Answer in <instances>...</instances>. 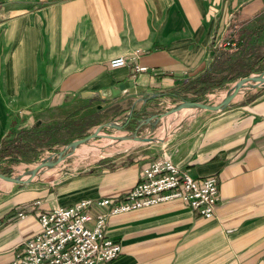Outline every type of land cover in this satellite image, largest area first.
Listing matches in <instances>:
<instances>
[{
  "label": "crops",
  "instance_id": "1",
  "mask_svg": "<svg viewBox=\"0 0 264 264\" xmlns=\"http://www.w3.org/2000/svg\"><path fill=\"white\" fill-rule=\"evenodd\" d=\"M120 55L129 64L109 68ZM263 71L264 0H0V153L41 142L74 104L93 97L133 96L142 109L148 98L213 90ZM123 81L133 83L112 94ZM159 142L60 183L1 192L0 264L38 231L37 210L123 194L162 152L193 177H218L215 214L170 200L111 215L106 234L121 253L106 264H264V93Z\"/></svg>",
  "mask_w": 264,
  "mask_h": 264
},
{
  "label": "rangeland",
  "instance_id": "2",
  "mask_svg": "<svg viewBox=\"0 0 264 264\" xmlns=\"http://www.w3.org/2000/svg\"><path fill=\"white\" fill-rule=\"evenodd\" d=\"M234 84L235 82L203 92L189 88L182 96L173 98L161 97L157 100L148 98V103L141 105L142 109H140L136 100L133 99V96H129L124 100L115 99V101L93 97L87 103L74 104L69 117L64 120L66 123L62 126H56V132L44 134L41 142L25 141L21 143L22 145H17L20 149L14 147V144L10 152L2 151L0 153V172L3 174L19 175L22 178H26L33 168L39 167L36 171L38 173L37 176L32 177L29 182L15 183L9 181L8 185L4 186L1 182L3 178L0 177V193H8V191L19 187L49 186L62 182L60 180L74 178L101 164L107 166L120 159L137 158L152 152L160 144L159 141L178 127L199 125L203 120L217 112V110L202 109L192 113L198 106L182 107L175 109L174 114L186 111L188 112L187 115L183 116L179 121L170 119L169 123L167 119L171 116L169 113H173V111H170L172 107H176L184 100H196L208 104L219 103L231 91ZM263 93L264 84L247 88L238 97L234 98L232 102L253 100ZM130 113H133V115H128ZM148 114H157V118L154 119L153 117L152 123H143L137 132L146 139H135L136 141L133 142L123 138L122 135H128L133 131L134 125L138 123V120L143 119ZM165 123H168L169 126L163 130L166 126ZM82 137H87V139L77 144L75 148L79 147L80 150V146L83 143L94 142L99 145L100 151L98 150L97 153L90 150L88 153L82 154V152L73 151L75 148L68 147L67 151L69 152L65 154L64 160L60 159L53 165L44 163L45 160L55 158L56 153L60 149H64L65 145L72 139ZM105 137L112 138V142L110 140L105 141ZM48 169L50 172L46 173L45 171Z\"/></svg>",
  "mask_w": 264,
  "mask_h": 264
},
{
  "label": "built area",
  "instance_id": "3",
  "mask_svg": "<svg viewBox=\"0 0 264 264\" xmlns=\"http://www.w3.org/2000/svg\"><path fill=\"white\" fill-rule=\"evenodd\" d=\"M129 62L123 55L114 56L108 66L116 69ZM135 69L144 71L146 66L136 64ZM218 191L216 175L193 177L162 152L141 168L136 182L123 194L86 197L66 206L37 210L38 231L23 239L20 253L5 264H106L121 253V244L106 234L111 215L179 200L209 218L215 214ZM92 205L106 210L92 215Z\"/></svg>",
  "mask_w": 264,
  "mask_h": 264
},
{
  "label": "water",
  "instance_id": "4",
  "mask_svg": "<svg viewBox=\"0 0 264 264\" xmlns=\"http://www.w3.org/2000/svg\"><path fill=\"white\" fill-rule=\"evenodd\" d=\"M251 79H254V80L257 81V83L255 84L256 86L264 84V71L259 73V74H251V75H246V76H243V77L239 78L235 82V84H234L233 88L231 89V91H229V93L225 96V98L219 103L208 104V103H205V102H202V101L184 100V101L180 102L178 105H180V106L197 105V106H199V109L197 111L202 110V109H204V110L205 109H208V110L224 109V108H226L227 106L230 105L232 100L235 98L237 93L240 91V88L243 85H246V83L249 82ZM132 83H133L132 81L120 82L116 87L111 89L112 94L119 93L121 90H123L124 88H126L128 85H130ZM175 109H177V106L176 107H172L170 111H174ZM128 115L131 116V113L128 114ZM156 115L157 114H148L141 120L137 119L138 123L134 125V130L131 131L128 135H122L123 138H131V139H136V140L146 139L144 136H142V135L137 133L139 131L138 129L143 123H149V122L152 123L153 122V117H154V119L157 118ZM86 139H87V137H82V138L71 140L68 144L65 145L64 149H60L56 153L55 158H50L48 160H45L44 163L46 165H53L54 163L58 162L63 155H65V154H67L69 152V151H67L68 147L75 148L77 146V144H79L80 142H82V141H84ZM38 168H39L38 166L33 168L29 172V174H28V176L26 178H22L19 175H16V176L7 175V174H3L1 172H0V177L3 178V179H6L8 181L15 182V183L29 182V181L32 180V177H33L34 173L37 171Z\"/></svg>",
  "mask_w": 264,
  "mask_h": 264
},
{
  "label": "bare ground",
  "instance_id": "5",
  "mask_svg": "<svg viewBox=\"0 0 264 264\" xmlns=\"http://www.w3.org/2000/svg\"><path fill=\"white\" fill-rule=\"evenodd\" d=\"M257 83V81L256 80H254V79H251L249 82H247L246 83V85H243L241 88H240V91L237 93V95L235 96V98L236 97H238V95L239 94H241L242 93V91H244L245 89H247V88H253V87H255L256 84ZM222 96V95H221ZM222 99V98H221ZM191 106H197V105H190V106H180V105H177V109H180V108H182V107H191ZM199 109V106L197 107V108H195L194 109V111L192 112V113H194V112H196L197 110ZM192 110V109H191ZM200 111V110H199ZM187 113L188 112H186V111H184V112H182V113H177V114H174V111H173V113L171 112V113H169V114H171V116L169 117V119H167V121L169 122L170 121V119H174L173 121H179L183 116H185V115H187ZM174 114V115H173ZM191 114V113H190ZM190 116V115H189ZM187 118V117H186ZM170 123V122H169ZM177 123V122H176ZM166 124V126H165V128L163 129V130H165V129H167L168 128V126H169V124L168 123H165ZM162 132V131H161ZM121 133V132H120ZM117 134H119V133H117ZM123 134V133H122ZM119 139H121V138H119ZM128 140H131V141H136L135 139H131V138H127ZM104 140L106 141V140H112V138H109V137H105L104 138ZM116 140V139H115ZM125 140V139H124ZM120 141V140H119ZM108 142V141H107ZM112 142V141H111ZM132 142V143H133ZM116 144V143H115ZM128 145V144H127ZM98 146L99 145H97L96 143H94V142H85V143H83L81 146H80V150H79V147H77V148H75L73 151H76V152H82V154H86V153H88L90 150H93L94 152H97L98 150H99V148H98ZM103 146V145H102ZM101 146V147H102ZM126 146V145H125ZM128 146H130V145H128ZM127 146V147H128ZM123 147H124V145H123ZM71 148V147H70ZM105 148V147H104ZM111 148V147H110ZM114 149V148H113ZM100 151V150H99ZM112 151V150H111ZM92 152V151H91ZM98 153V152H97ZM71 154V153H70ZM73 156V155H72ZM65 157V155H63L62 157H61V159L62 160H64L63 158ZM79 157V156H78ZM66 162V161H65ZM64 163V162H63ZM62 165V164H61ZM49 169H51V168H49ZM46 170L45 172L47 173V172H50V170ZM21 172H23V171H21ZM20 174V173H19ZM37 172L36 173H34V175H33V177H35V176H37ZM23 176V175H22ZM39 177V176H38ZM2 181V184L4 185V186H7L8 185V183H9V181L8 180H6V179H1ZM4 188V187H3Z\"/></svg>",
  "mask_w": 264,
  "mask_h": 264
}]
</instances>
